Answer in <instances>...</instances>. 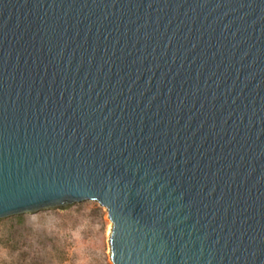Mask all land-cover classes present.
<instances>
[{
  "label": "water",
  "instance_id": "95a60500",
  "mask_svg": "<svg viewBox=\"0 0 264 264\" xmlns=\"http://www.w3.org/2000/svg\"><path fill=\"white\" fill-rule=\"evenodd\" d=\"M83 201L110 264H264V0H0V222Z\"/></svg>",
  "mask_w": 264,
  "mask_h": 264
},
{
  "label": "rangeland",
  "instance_id": "374dc122",
  "mask_svg": "<svg viewBox=\"0 0 264 264\" xmlns=\"http://www.w3.org/2000/svg\"><path fill=\"white\" fill-rule=\"evenodd\" d=\"M78 204H82L81 209L73 220L61 219L53 213L55 210L25 216V226L32 232V247L42 251V264H110L107 245L110 222L104 209L92 201L74 205ZM0 264H14L1 245Z\"/></svg>",
  "mask_w": 264,
  "mask_h": 264
},
{
  "label": "trees",
  "instance_id": "16d2710c",
  "mask_svg": "<svg viewBox=\"0 0 264 264\" xmlns=\"http://www.w3.org/2000/svg\"><path fill=\"white\" fill-rule=\"evenodd\" d=\"M81 205H74L63 213H53L63 220H73V215L79 213ZM25 216L10 217L0 222V245L8 251L9 259L14 264H42V251L39 247H32V232L25 226ZM62 255L60 253L59 258H62Z\"/></svg>",
  "mask_w": 264,
  "mask_h": 264
},
{
  "label": "bare ground",
  "instance_id": "6f19581e",
  "mask_svg": "<svg viewBox=\"0 0 264 264\" xmlns=\"http://www.w3.org/2000/svg\"><path fill=\"white\" fill-rule=\"evenodd\" d=\"M109 231H108V234H109V232H110V227H109V229H108ZM108 234H107V236H108Z\"/></svg>",
  "mask_w": 264,
  "mask_h": 264
}]
</instances>
